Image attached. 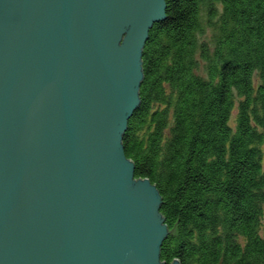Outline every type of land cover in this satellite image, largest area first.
<instances>
[{
	"label": "water",
	"instance_id": "water-1",
	"mask_svg": "<svg viewBox=\"0 0 264 264\" xmlns=\"http://www.w3.org/2000/svg\"><path fill=\"white\" fill-rule=\"evenodd\" d=\"M166 10L0 0V264H167L162 198L122 143Z\"/></svg>",
	"mask_w": 264,
	"mask_h": 264
},
{
	"label": "trees",
	"instance_id": "trees-1",
	"mask_svg": "<svg viewBox=\"0 0 264 264\" xmlns=\"http://www.w3.org/2000/svg\"><path fill=\"white\" fill-rule=\"evenodd\" d=\"M124 152L157 188L161 262L264 264V0H167Z\"/></svg>",
	"mask_w": 264,
	"mask_h": 264
}]
</instances>
